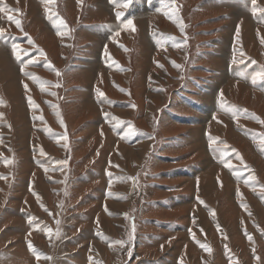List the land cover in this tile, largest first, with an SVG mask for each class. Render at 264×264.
Returning a JSON list of instances; mask_svg holds the SVG:
<instances>
[{"label":"rangeland","instance_id":"obj_1","mask_svg":"<svg viewBox=\"0 0 264 264\" xmlns=\"http://www.w3.org/2000/svg\"><path fill=\"white\" fill-rule=\"evenodd\" d=\"M0 8V264H264V0Z\"/></svg>","mask_w":264,"mask_h":264},{"label":"snow or ice","instance_id":"obj_2","mask_svg":"<svg viewBox=\"0 0 264 264\" xmlns=\"http://www.w3.org/2000/svg\"><path fill=\"white\" fill-rule=\"evenodd\" d=\"M47 2H48V3H52L53 0H47ZM251 2H252V5H253V14H255V12H256V3H257V0H251ZM3 10H4L3 8H0V12H2ZM16 11H18V10H16ZM165 14L167 15V13H165ZM119 15H120V14L118 13V14H117L118 18H119ZM7 19H8L9 21H13L14 18H13V16L9 15V16L7 17ZM14 22H15L16 26L19 28L20 25H21L20 20H15ZM61 23H63V22L61 21ZM127 23H128L129 26H131L132 21L129 20ZM3 33H4V30H3V29H0V35H3ZM14 51H15V46H14ZM42 54H43V53H42ZM173 63H174V62H173ZM177 67H178V66H177ZM21 71L24 72V69L21 68ZM57 74L59 75V73H57ZM25 75H28V73H25ZM257 78L264 79V71H261V72H257V73H255V74L253 75V77H252V82H253V83H256ZM33 79H37V80H38L37 77H33ZM25 87H27V85H25ZM41 90L43 91L44 89L42 88ZM52 95H55V93H52ZM100 95L103 96V93H100ZM29 102L31 103V100H30ZM0 103H3V102L0 101ZM0 115H2V114H0ZM214 118H215V117H214ZM234 118H235V116H234ZM41 119H42V118H41ZM61 123H63V122L61 121ZM135 132H136V129L130 125V126L128 127V129L126 130V132H125V137L130 136V135H135ZM65 139H66V137H65ZM262 142H264V141H262ZM210 146H211V138H210ZM6 163H7V162H6ZM225 167H227V168H231V167H232L231 162H227V163H225ZM0 178H3V177H0ZM128 179L133 180V182H135V180H136L135 177H128ZM246 183H247V181H246ZM237 194H238V195L240 194V193H239V190H238V193H237ZM44 210H45V211H48L47 208H45ZM49 214L51 215V213H49ZM32 219H33V218H29V223L32 222ZM56 223L58 224L59 221H56ZM45 232L50 234V233L52 232V229H50V228H46V229H45ZM56 234H57V235L59 234V229L56 230ZM248 239L251 240L252 237L249 236ZM116 243H120V244H122L123 242H122V241H116ZM200 246H201L202 248H204L206 251H209V252L211 251V249L208 248L206 245L201 244ZM29 249H30V251H33V252H34V254L37 256V259H40V258H41V254H40V253H36V252H35V249L32 247V245H31L30 243H29ZM44 258H45V259H49L48 257H44Z\"/></svg>","mask_w":264,"mask_h":264},{"label":"bare ground","instance_id":"obj_3","mask_svg":"<svg viewBox=\"0 0 264 264\" xmlns=\"http://www.w3.org/2000/svg\"><path fill=\"white\" fill-rule=\"evenodd\" d=\"M102 4V3H101ZM140 18V17H139ZM1 39V38H0ZM222 100V97H221V99H220V101ZM224 101V100H223ZM222 102V101H221ZM228 112H229V110H228ZM110 117V116H109ZM112 117V116H111ZM112 119H114V118H112ZM228 127V126H227ZM115 128V127H114ZM209 138V137H208ZM148 142V141H147ZM146 142V143H147ZM206 142H208V141H206ZM37 147V146H36ZM39 150V149H38ZM39 159V158H38ZM245 160V159H244ZM40 161V160H39ZM247 162V161H246ZM7 164V163H6ZM230 170H231V168H230ZM231 174V173H230ZM250 175V174H249ZM231 177H232V175H231ZM249 177V176H248ZM253 177V176H252ZM233 179V178H232ZM1 180V179H0ZM236 180V179H235ZM54 184V183H53ZM36 185V184H35ZM49 185V184H48ZM38 186V185H37ZM36 186V187H37ZM28 189V188H27ZM32 189V188H31ZM62 190V189H61ZM243 198V197H242ZM237 201V200H236ZM195 202V201H194ZM230 202V201H229ZM207 203V202H206ZM205 203V204H206ZM231 203V202H230ZM243 203V202H242ZM198 204V203H197ZM234 204V203H233ZM239 204V203H238ZM17 205V204H16ZM199 205V204H198ZM200 205H202L201 203H200ZM231 205H232V203H231ZM235 205V204H234ZM239 205H241V204H239ZM247 206H248V204H247ZM250 207H251V205H249ZM233 207V206H232ZM240 207V206H239ZM16 208V207H15ZM205 209H207V210H211V208L208 206V205H205V207H204ZM242 208H244V206L242 207ZM234 209V208H233ZM237 211V210H236ZM241 211V210H240ZM246 211V210H245ZM17 212V211H16ZM19 213V212H18ZM239 213V212H238ZM237 213V214H238ZM14 215V214H13ZM16 215V214H15ZM11 216H12V214H11ZM21 217V216H20ZM211 218L213 219V214L211 213ZM216 220V219H215ZM26 224V223H25ZM41 224V223H40ZM39 224V225H40ZM11 225V224H10ZM36 225H37V223H36ZM25 226V225H24ZM35 227V226H34ZM246 230V229H245ZM4 231V230H3ZM242 231V230H241ZM2 232V231H1ZM10 232H12V231H10ZM37 232V231H36ZM10 234H12V233H10ZM32 234V233H31ZM30 234V235H31ZM38 234V233H37ZM192 236H195L196 234L194 233V232H192V234H191ZM4 236V235H3ZM13 236V235H12ZM32 236H33V234H32ZM31 236V237H32ZM7 240V239H6ZM108 240V239H107ZM30 241V240H29ZM194 242H195V247L196 248H202L201 246H199V240L198 239H194ZM7 243V242H6ZM28 243V242H27ZM109 243V242H108ZM248 243V242H247ZM258 243V242H257ZM106 244H107V241H106ZM256 244V243H255ZM110 245V244H109ZM111 246V245H110ZM260 246V245H259ZM28 247V246H27ZM100 247V246H99ZM258 247V246H257ZM98 248V247H97ZM260 248V247H259ZM258 249V248H257ZM105 250H102V251H100V253L102 254L103 252H104ZM223 251V250H222ZM246 251V250H245ZM7 252V251H6ZM92 252V251H91ZM115 257L117 258V259H119V253L117 252V250H115ZM113 253V254H114ZM12 255V254H11ZM99 255V254H98ZM225 255V254H224ZM136 258V257H135ZM227 259V258H226ZM187 260V259H186ZM141 261V260H140ZM239 262V261H238ZM186 263V262H185ZM188 263V262H187Z\"/></svg>","mask_w":264,"mask_h":264},{"label":"crops","instance_id":"obj_4","mask_svg":"<svg viewBox=\"0 0 264 264\" xmlns=\"http://www.w3.org/2000/svg\"><path fill=\"white\" fill-rule=\"evenodd\" d=\"M209 137H210V136H209ZM210 138H211V137H210ZM210 138H209V139H210ZM211 174H212V173H211Z\"/></svg>","mask_w":264,"mask_h":264}]
</instances>
